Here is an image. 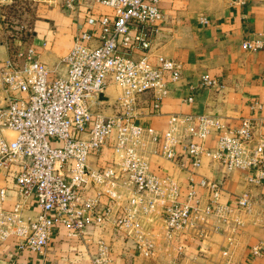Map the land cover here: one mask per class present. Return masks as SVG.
<instances>
[{"label":"built area","instance_id":"built-area-1","mask_svg":"<svg viewBox=\"0 0 264 264\" xmlns=\"http://www.w3.org/2000/svg\"><path fill=\"white\" fill-rule=\"evenodd\" d=\"M86 0H65L75 10ZM112 9L100 16L97 28L82 31L61 62L63 75L51 70L35 45L23 46L0 63V169L17 187L21 199L10 210L0 205V240L15 237L20 251L38 252L40 264H51L47 248L56 226H67L84 237L90 226H103L112 205H118L116 227L135 239L145 255L153 245L142 218L157 206L163 210L168 239L195 231L206 237V226L218 231L234 230L245 223L243 213L258 201L251 190L238 196L236 205L225 199L221 182L202 175L199 185L207 192L202 203L193 184L182 200V185L173 176L151 172L149 152L160 154L181 167L190 158L193 169L209 158L226 172L242 169L246 182H264V131L252 118L227 127L218 116L173 113L163 132L143 126L138 100L151 93L157 111L168 95L169 83L180 78L182 62L150 54L152 35L164 20L161 0H94ZM207 22L206 17L202 18ZM245 50H264V36L254 33L242 43ZM137 54V55H135ZM111 84L120 89L117 112L107 113L101 94ZM202 84L222 87L203 77ZM216 136L215 145L207 139ZM111 157L93 167L91 156ZM194 181V177H190ZM95 190L92 195L90 190ZM7 188L0 187V203ZM101 197L108 199L101 207ZM36 198L40 212L24 218L27 200ZM98 252L91 264H110V246L98 239ZM229 243L233 237L229 236ZM253 253L262 254L255 245ZM231 263L230 248L222 251Z\"/></svg>","mask_w":264,"mask_h":264},{"label":"crops","instance_id":"crops-1","mask_svg":"<svg viewBox=\"0 0 264 264\" xmlns=\"http://www.w3.org/2000/svg\"><path fill=\"white\" fill-rule=\"evenodd\" d=\"M11 0H0L1 2ZM47 5L65 4V0H40ZM164 20L152 35L150 54L164 55L182 62L178 80L169 83L168 95L160 108L154 111L151 93L138 100L140 116L137 122L163 132L173 113L212 114L221 118L227 127L241 124L243 118L256 120L264 131V50H245L242 43L252 34L264 36V0H161ZM50 6L44 19H39L32 32V45L39 50L40 59L48 65L51 76L65 73L62 58L70 51L82 31L98 27L101 14L112 9L86 0L75 10H61ZM66 6V5H65ZM206 17L207 22L202 18ZM137 55V54H135ZM10 58V52L0 41V63ZM208 75L217 79L222 87L202 84ZM120 89L111 84L105 90L104 109L117 112ZM4 93L0 90V98ZM216 136L207 139V145H215ZM149 152L150 170L159 176H173L182 185V200L186 199L193 184L202 203L208 201L207 192L199 185L202 175L217 178L224 190L225 199L236 205L238 196L249 189L258 201L250 213H243L244 224L234 230L214 231L206 226L208 235L199 236L195 231L178 234L168 239L163 210L160 206L142 218L148 231L153 251L145 255L135 239L122 233L115 225L118 205H112L108 220L103 226H90L84 237L72 234L63 225L56 226L47 248L51 264H91L98 252V238L110 246V264H223L227 257L223 249L229 247L230 264H264V182L263 185L247 183L246 172L236 169L226 172L217 163L205 158L199 169H193L187 157L184 167L156 153ZM113 157L112 149L105 156H91L93 167L104 165ZM194 177L192 182L190 177ZM0 187H6V200L0 205L10 210L21 199L15 184L0 169ZM92 195L96 191L90 190ZM108 199L101 197V207ZM40 212L36 198L29 199L22 211L24 218H36ZM229 236L233 243H229ZM255 245L262 246V254L253 253ZM41 255L31 250L20 251L15 237L0 240V264H40Z\"/></svg>","mask_w":264,"mask_h":264},{"label":"rangeland","instance_id":"rangeland-1","mask_svg":"<svg viewBox=\"0 0 264 264\" xmlns=\"http://www.w3.org/2000/svg\"><path fill=\"white\" fill-rule=\"evenodd\" d=\"M50 6L40 0H11L0 3V41L12 57L16 50L32 45V32L39 19H44ZM59 9L65 4L57 5ZM67 12V10L65 9Z\"/></svg>","mask_w":264,"mask_h":264},{"label":"water","instance_id":"water-1","mask_svg":"<svg viewBox=\"0 0 264 264\" xmlns=\"http://www.w3.org/2000/svg\"><path fill=\"white\" fill-rule=\"evenodd\" d=\"M101 98L104 100L106 99V97L103 94H101Z\"/></svg>","mask_w":264,"mask_h":264}]
</instances>
